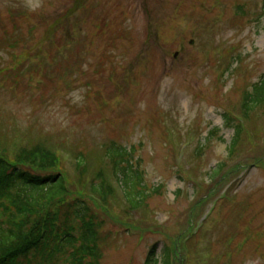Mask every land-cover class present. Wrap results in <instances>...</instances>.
Segmentation results:
<instances>
[{"label":"rangeland","instance_id":"1","mask_svg":"<svg viewBox=\"0 0 264 264\" xmlns=\"http://www.w3.org/2000/svg\"><path fill=\"white\" fill-rule=\"evenodd\" d=\"M261 78L264 0H0V153L53 147L73 196L80 154L87 184L107 175L118 199L89 203L100 264H145L154 246L159 262L169 248L173 264H264V109L242 107ZM224 115L244 130L233 152ZM111 140L140 161L137 211Z\"/></svg>","mask_w":264,"mask_h":264},{"label":"trees","instance_id":"2","mask_svg":"<svg viewBox=\"0 0 264 264\" xmlns=\"http://www.w3.org/2000/svg\"><path fill=\"white\" fill-rule=\"evenodd\" d=\"M261 79L245 97L242 107L247 120L254 108L264 109V78ZM224 117L226 126L234 129L230 146L233 152L244 130L232 118ZM214 131L207 137H212ZM80 155L76 165L78 171H83L77 183L84 190L73 196L70 178L61 167L62 157L53 147L42 142L26 144L12 151V156L2 150L0 264H100L98 216L89 203L95 198L108 207L118 195L104 172L87 184L85 177L90 166L87 167L85 155ZM104 157L122 190L125 208L128 212L137 211L146 204L149 195L134 146L126 147L111 140L105 145ZM155 251L154 246L145 264H173L169 248L160 262Z\"/></svg>","mask_w":264,"mask_h":264}]
</instances>
